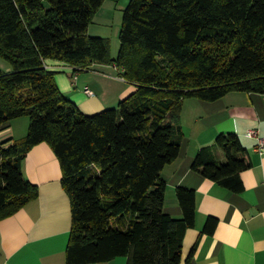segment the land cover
Returning <instances> with one entry per match:
<instances>
[{
    "label": "trees",
    "instance_id": "obj_1",
    "mask_svg": "<svg viewBox=\"0 0 264 264\" xmlns=\"http://www.w3.org/2000/svg\"><path fill=\"white\" fill-rule=\"evenodd\" d=\"M105 1L0 0V57L12 66L0 70V132L30 119L23 139L0 140V220L39 197L23 162L48 144L71 202L68 264H181L196 193L177 189L183 218L172 217L162 173L180 157L184 103L264 94V0H131L115 58L109 39L89 34ZM49 60L76 70L115 64L136 90L117 109L85 115L60 90ZM251 168L234 133L220 134L192 164L234 193ZM217 224L209 218L203 233Z\"/></svg>",
    "mask_w": 264,
    "mask_h": 264
},
{
    "label": "crops",
    "instance_id": "obj_2",
    "mask_svg": "<svg viewBox=\"0 0 264 264\" xmlns=\"http://www.w3.org/2000/svg\"><path fill=\"white\" fill-rule=\"evenodd\" d=\"M46 67L56 72L62 93L85 115L116 108L136 90L121 77L115 64L76 70L49 60ZM86 88L93 96L86 94ZM190 107L198 113L192 115V122L183 115L185 138L180 157L162 173L167 183L165 212L172 217L183 218L177 189L196 193V226L184 237L181 264H264V155L256 150L258 140L247 136L248 131L256 130L264 137V94L235 92L215 102L186 100L183 113ZM29 126L28 119L14 120L0 132V140L23 139ZM228 133L241 138L252 163V168L241 174L242 193H234L192 169L199 151ZM220 158L225 160L223 155ZM22 170L39 188V197L14 216L0 220V264H68L72 209L62 185L60 161L48 144H40L28 153ZM211 217L218 224L212 235L204 234ZM100 264H128V259Z\"/></svg>",
    "mask_w": 264,
    "mask_h": 264
},
{
    "label": "rangeland",
    "instance_id": "obj_3",
    "mask_svg": "<svg viewBox=\"0 0 264 264\" xmlns=\"http://www.w3.org/2000/svg\"><path fill=\"white\" fill-rule=\"evenodd\" d=\"M131 0H106L101 9L99 10L93 24L90 26V36L107 38L111 41V51L112 56L118 57L121 42H120V32L122 29L123 18L125 11ZM0 70L4 73H9L12 70V66L9 62L0 57ZM196 98L187 99L188 101L194 100ZM119 106V105H118ZM116 107L115 109H117ZM198 113L197 109L187 108L186 112H182V118L190 117L187 120L194 121L192 115ZM192 116V118H191ZM22 119V118H19ZM16 119V120H19ZM23 119H30L24 117Z\"/></svg>",
    "mask_w": 264,
    "mask_h": 264
},
{
    "label": "built area",
    "instance_id": "obj_4",
    "mask_svg": "<svg viewBox=\"0 0 264 264\" xmlns=\"http://www.w3.org/2000/svg\"><path fill=\"white\" fill-rule=\"evenodd\" d=\"M86 94L93 96V92L89 88H86ZM247 136L249 138H254V139L258 140L256 150L261 155H264V137L263 138L260 137L258 131H256V130L248 131Z\"/></svg>",
    "mask_w": 264,
    "mask_h": 264
}]
</instances>
